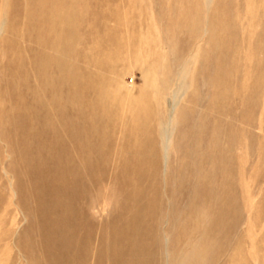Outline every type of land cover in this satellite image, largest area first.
I'll use <instances>...</instances> for the list:
<instances>
[{
	"label": "rangeland",
	"instance_id": "374dc122",
	"mask_svg": "<svg viewBox=\"0 0 264 264\" xmlns=\"http://www.w3.org/2000/svg\"><path fill=\"white\" fill-rule=\"evenodd\" d=\"M0 264H264V0H0Z\"/></svg>",
	"mask_w": 264,
	"mask_h": 264
}]
</instances>
